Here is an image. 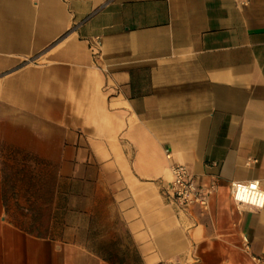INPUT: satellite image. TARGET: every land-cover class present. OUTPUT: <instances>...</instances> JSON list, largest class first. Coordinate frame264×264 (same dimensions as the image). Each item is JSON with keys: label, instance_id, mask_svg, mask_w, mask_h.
<instances>
[{"label": "crops", "instance_id": "crops-1", "mask_svg": "<svg viewBox=\"0 0 264 264\" xmlns=\"http://www.w3.org/2000/svg\"><path fill=\"white\" fill-rule=\"evenodd\" d=\"M29 163L136 264H264V207L230 199L264 188V0H0V264H113L81 219H11ZM175 164L216 181L207 211L165 198Z\"/></svg>", "mask_w": 264, "mask_h": 264}, {"label": "rangeland", "instance_id": "rangeland-1", "mask_svg": "<svg viewBox=\"0 0 264 264\" xmlns=\"http://www.w3.org/2000/svg\"><path fill=\"white\" fill-rule=\"evenodd\" d=\"M11 174L15 176L9 189L8 210L11 219L27 221L34 218V220L40 221V231L42 232L46 230L44 225L47 220L54 217L56 234H61L65 221L79 222L81 219L83 223H87V235L89 238L108 237V240L103 243L94 242V245L105 248V250L109 247V251L106 250V252L118 255L119 258L124 260L125 264H136L135 255L129 247L127 236L111 213L93 211L86 216L80 217L78 214L68 212L65 209L67 204V195L65 193L70 188L64 184L61 188L62 190H58L57 194L54 195V184L56 181L47 178V173L43 171L41 165L39 170L34 173L31 170L30 163L14 165ZM53 203H55V211L51 210ZM117 240L119 242L118 251L116 250ZM112 248L114 250L110 251Z\"/></svg>", "mask_w": 264, "mask_h": 264}, {"label": "built area", "instance_id": "built-area-1", "mask_svg": "<svg viewBox=\"0 0 264 264\" xmlns=\"http://www.w3.org/2000/svg\"><path fill=\"white\" fill-rule=\"evenodd\" d=\"M249 163L256 162L255 159L248 160ZM172 177L167 183L164 195L165 198L171 203L175 209L182 211L193 206H198L202 211H207L209 207V199L216 192V181L208 185H199L189 175L187 169L180 164H175L171 168ZM240 185L241 189L235 187ZM258 193H264L258 181H242L234 182L230 186V199L237 206H247L252 209H260L258 203ZM237 196H242L243 200H238ZM248 248L247 244H245ZM259 262V260H257ZM169 264V263H158ZM171 264V263H170Z\"/></svg>", "mask_w": 264, "mask_h": 264}, {"label": "clouds", "instance_id": "clouds-1", "mask_svg": "<svg viewBox=\"0 0 264 264\" xmlns=\"http://www.w3.org/2000/svg\"><path fill=\"white\" fill-rule=\"evenodd\" d=\"M235 187H237L238 189H241V186L240 185H236ZM241 190H244V189H241ZM258 201H256V203H258V205L260 207H264V193H258ZM237 199L238 200H243V197L242 196H237Z\"/></svg>", "mask_w": 264, "mask_h": 264}, {"label": "trees", "instance_id": "trees-1", "mask_svg": "<svg viewBox=\"0 0 264 264\" xmlns=\"http://www.w3.org/2000/svg\"><path fill=\"white\" fill-rule=\"evenodd\" d=\"M42 233V232H41ZM56 233V231H55ZM108 255V256H107ZM107 260L113 264H125L122 258H115V255H112L110 252L107 254ZM114 257V258H113Z\"/></svg>", "mask_w": 264, "mask_h": 264}]
</instances>
